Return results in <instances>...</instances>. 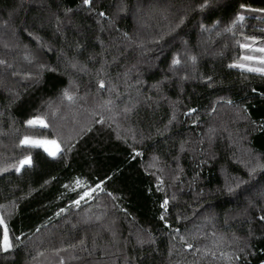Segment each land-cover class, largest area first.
Returning <instances> with one entry per match:
<instances>
[{"label": "trees", "instance_id": "16d2710c", "mask_svg": "<svg viewBox=\"0 0 264 264\" xmlns=\"http://www.w3.org/2000/svg\"><path fill=\"white\" fill-rule=\"evenodd\" d=\"M249 45L264 0H0V264H264Z\"/></svg>", "mask_w": 264, "mask_h": 264}, {"label": "rangeland", "instance_id": "374dc122", "mask_svg": "<svg viewBox=\"0 0 264 264\" xmlns=\"http://www.w3.org/2000/svg\"><path fill=\"white\" fill-rule=\"evenodd\" d=\"M248 50H260V49H264V47L262 46H255V45H249L248 46ZM249 60H251V57L248 58ZM259 58H254V60H258ZM259 60H263L262 59H259ZM245 67H247L248 69H263V68H260V66H250V65H244ZM257 72V71H255ZM44 116V113H41L38 115V118L41 119L43 118ZM2 120H4L5 122H7L8 124L14 126V127H19L20 124L17 123L15 120H13L11 117H7V118H4L2 117ZM37 125H40V126H44L45 124H37ZM29 139H33V140H40V141H45L46 143L44 144H41V145H31V144H24V145H28V146H35V147H39L41 149H43L44 151H46L49 155L51 156H57L61 151H62V147L61 145L56 141V140H52V139H43V138H29ZM54 142V143H53ZM50 153H54V154H50ZM28 159V158H26ZM25 160V159H24ZM23 161V160H22ZM21 162V161H20ZM20 162L13 165V166H9L7 168H5L3 170V172H9V171H21L25 166H28L31 164V158H30V164H25L23 167H20ZM9 242V240H8ZM4 244V243H3Z\"/></svg>", "mask_w": 264, "mask_h": 264}, {"label": "snow or ice", "instance_id": "6c2138e0", "mask_svg": "<svg viewBox=\"0 0 264 264\" xmlns=\"http://www.w3.org/2000/svg\"><path fill=\"white\" fill-rule=\"evenodd\" d=\"M84 2L87 4V3H90V0H84ZM240 19H243V17H240ZM260 51H264V49H260ZM246 59H247V57H246ZM177 63H178V61H177ZM249 70L250 71H259L258 69H249ZM101 87H103V84H101ZM67 98L69 100L72 99L71 96H67ZM38 123L39 124H43V121L42 120H32V121H29V124H32V125H35V124H38ZM22 143H24V144H31V145H41V144H44L46 142L45 141H40V140H33V139H29V138L26 137ZM50 154H54V153H50ZM25 164H30V158L21 161L20 162V167H23ZM77 183H79V181ZM85 195H88V194L85 193ZM77 203H79V202L77 201ZM166 204H167V201H165V205ZM2 222L3 221L0 220V223H2ZM3 237H4V241H3L4 248H5V250H7V248L10 247V244L8 242V232H7V229L6 228L4 230Z\"/></svg>", "mask_w": 264, "mask_h": 264}]
</instances>
